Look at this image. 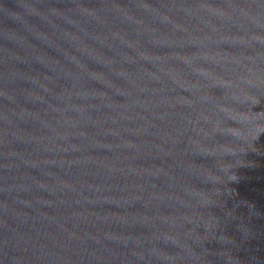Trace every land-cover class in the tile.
Masks as SVG:
<instances>
[{"label": "water", "instance_id": "95a60500", "mask_svg": "<svg viewBox=\"0 0 264 264\" xmlns=\"http://www.w3.org/2000/svg\"><path fill=\"white\" fill-rule=\"evenodd\" d=\"M0 264H264V0H0Z\"/></svg>", "mask_w": 264, "mask_h": 264}]
</instances>
